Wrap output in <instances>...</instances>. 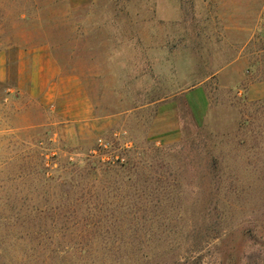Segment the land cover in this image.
Masks as SVG:
<instances>
[{"label":"rangeland","instance_id":"374dc122","mask_svg":"<svg viewBox=\"0 0 264 264\" xmlns=\"http://www.w3.org/2000/svg\"><path fill=\"white\" fill-rule=\"evenodd\" d=\"M0 264H264V0H0Z\"/></svg>","mask_w":264,"mask_h":264},{"label":"crops","instance_id":"0c3cea01","mask_svg":"<svg viewBox=\"0 0 264 264\" xmlns=\"http://www.w3.org/2000/svg\"><path fill=\"white\" fill-rule=\"evenodd\" d=\"M254 87V88H253ZM251 89H255V86H252V88ZM251 89H250V91H251Z\"/></svg>","mask_w":264,"mask_h":264}]
</instances>
